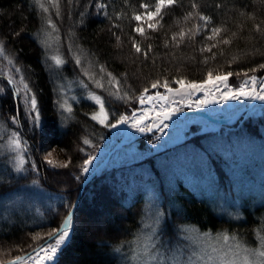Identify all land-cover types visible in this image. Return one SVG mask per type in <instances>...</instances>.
I'll return each instance as SVG.
<instances>
[{"label": "trees", "instance_id": "1", "mask_svg": "<svg viewBox=\"0 0 264 264\" xmlns=\"http://www.w3.org/2000/svg\"><path fill=\"white\" fill-rule=\"evenodd\" d=\"M101 3L106 7L101 9ZM157 3L0 0V43L5 49L0 54V201L15 200L12 212L0 216V252L20 249L2 262L47 240L72 209L83 181L61 188L54 179L63 169L85 163L110 135L111 126L92 118L99 109L96 96L102 98L111 125L138 108L140 91L154 82L178 86V79L203 82L209 72L213 78L231 72L230 82L238 85L248 76L264 74V0H176L160 9L154 26H145L143 34L136 31L140 23L135 17L154 11ZM213 29L220 31L214 35ZM31 96L39 121L33 119ZM262 126L264 112L228 134L259 137ZM192 127L194 135L180 146L96 174L75 210L72 236L52 264H130L134 242L148 228L170 242L182 243V229L193 227L229 236L250 250L264 249V202L244 195L234 217L230 206L222 204L233 185L218 183L209 192L204 184L205 191L195 190L186 179L188 169L179 167L185 162L178 155V164L171 159L177 148L199 147L206 160L212 159L207 167L217 181L230 179L232 168L222 165L226 157L204 148V136L219 131ZM14 133L22 142L17 151L10 144ZM85 139L90 143L84 144ZM46 146L53 149V159L44 155ZM219 193L225 194L220 205L213 197ZM84 212L93 216V224L82 218ZM41 231V238L31 242Z\"/></svg>", "mask_w": 264, "mask_h": 264}, {"label": "rangeland", "instance_id": "2", "mask_svg": "<svg viewBox=\"0 0 264 264\" xmlns=\"http://www.w3.org/2000/svg\"><path fill=\"white\" fill-rule=\"evenodd\" d=\"M149 12L152 11H148L139 15L141 16V19L139 20L140 23L139 28H142L143 30L145 26L148 27L150 24L154 26L155 24L154 19L160 13L159 11V13L156 16L150 17L148 15ZM3 61L6 62L5 59H3ZM250 77H256V83L254 86H256L257 88L259 79L262 76L256 74L244 78L242 81H240L238 85H234L233 83H231L230 79L228 78V84L236 88L245 85V83L252 85L251 80L249 79ZM197 83H201V82H197ZM262 86H264V79L261 85L257 89L259 90L260 87ZM158 87L161 88H157V90L155 91H150L151 89H153L152 86L149 88H142L138 96L139 103H140V97L142 95H145V89L148 90L146 95L148 97L153 96L154 100L146 99L144 102L145 105L143 106L138 104V108L134 109L132 113L128 116L129 122L133 121L132 117L134 116L140 117L142 114L145 113L148 114L147 117L148 116L154 117L157 113L161 112L165 108H169V109L179 108L181 110L194 109L196 108L194 106L195 102L201 100L199 91L193 92L192 95L189 97L186 94L183 96L173 95L172 93L168 92L164 87L162 86H158ZM169 87L175 89V88H180V85L178 86L169 85ZM208 88H211V86L209 85ZM158 93L164 94L169 98L166 100H162L157 95ZM96 98L99 105V109L95 116H97L98 119L100 120L104 118L103 113H101V104H103L104 113H105V107L102 98L99 96H96ZM189 104H193V106L189 107L188 106ZM262 112H264V103H260L252 110L242 114L239 120L235 124L226 126V128L223 131L221 130V128L225 125L220 126L217 130H214L213 128L211 129L210 124L212 122L202 116H199L197 122L190 126L188 125L187 121L189 119L194 120L195 116H188L185 118L179 117L177 120L173 122V124H168L166 125V127L164 126L158 131L146 135L145 138L146 137L147 138L144 139L145 142L143 143H141L142 141H138L136 143L131 142L129 145L134 146L136 149L130 155L123 157V159L121 158L116 164L110 163L108 165H105V168L101 169L98 172V174L102 172L104 169L115 167L114 165L116 166L120 165L121 162H126L127 164H130L131 162L140 161L150 157L151 155L157 153V151L161 150L165 146L160 144L161 140L164 137H167L169 139L171 133H173L174 136H178L181 132H184L188 140L195 133L192 126L198 127L196 130L198 131L200 130L201 132H203L202 131L203 129H208L206 131H210V130L219 131L215 135L204 136L203 138L204 148L213 156H217L220 154L226 157L228 161L224 162V164L222 163V165L226 164V166L232 168V172H230L229 175L230 176L229 180L222 179V182H219V180L217 181L216 176L211 174L210 169L207 167L210 166V164L212 163L211 161L212 159L206 160L207 156L205 155L204 150L201 149L199 150V147L198 150L193 147L184 148L186 146L177 148L175 150L176 151L175 154L172 155L171 159L176 164H178L179 161L175 158V156L178 155L179 156L178 158L181 157V160L185 162L184 164H181L179 167L188 169V172L185 173L186 179L195 190L197 189L199 191H205L204 184L208 186L209 192H210V187L215 188L217 187L218 183L226 184L227 188L233 185L231 189H228L229 191L226 193L228 197L225 198V200L221 199L225 195V194L223 195V193L215 194L213 195V197L218 200L219 205L223 200L222 204L224 208L230 206L228 211L231 213V215H234V217L239 216L238 206L243 200V198H245L244 195H248L250 197L252 196L253 197V198L251 197L252 201L256 202V198H257L260 202H264V199H262L264 198V126L260 128V130L263 132V136H259V137L247 132H239L240 130L244 129V126L239 129L238 136L237 135L231 136L230 134H228V132L235 131V129H238L240 126L243 125L244 122L250 119H256L262 114ZM174 114H176V116L179 115L177 112ZM153 122H156V120H153L152 123ZM179 123H181V125H179ZM127 124H117V127L115 128L111 127L110 135L107 136L105 142L92 155L95 157V160L98 157L101 159L105 158L108 154V151L110 149L109 147H111V144L114 147L117 141H119L123 137L125 138L127 137L126 133L123 131L124 126ZM149 124L151 123L147 122L146 124L143 125L145 129L147 127L146 125ZM135 129L133 130L134 134L136 133ZM138 132L139 131H137V133ZM53 152L54 151L53 149H51L50 146H46L44 155H46L49 159H51L53 156L52 154ZM117 154H118V150L113 154V156H111V158L112 159L114 157L116 158ZM239 156H243V158H237ZM95 160H93L92 165H87V167L89 168V171L87 173L83 171V167L85 166V163L73 167L72 169H63L62 172L54 179V184L57 187H61V188H68L72 186L81 185V182L87 179L88 176H90L92 171L95 169L96 166ZM258 193H260L262 198H259L257 196ZM207 197L212 199L211 194L210 195L207 194ZM14 206H15V200L12 198H6L0 201V216L6 217L7 215H9L12 212ZM87 214L88 212H84L85 216L83 215L82 218L83 219L86 218V222H88L89 224H93L92 222V220H94L92 218L93 216L89 217V215L87 216ZM101 216L102 219L106 218V214L104 213H102ZM73 227H74V223H73ZM145 230L146 228H144L143 231ZM42 232L43 231L36 232L32 236L31 242L36 243L43 235ZM179 239L182 240V243L176 241L170 242L173 239L162 238L156 230L152 228H148L144 232V234L140 235L138 239L134 242L133 252L131 253V258H130L131 259L130 264H245V257H247V260L251 261L252 264H258L259 257L255 253H258L260 250H264L262 248H258L256 251H253L247 249L245 246H242L241 244L239 245L236 242L231 241L229 236L226 235L217 236L213 233L200 232L194 229L193 227H186V228L184 227L179 234ZM54 243L55 240L51 242V244ZM16 251H8V250L1 251L0 264L5 263L2 262L3 260L14 257L13 255L16 254L15 253ZM60 252L61 251L58 250L57 252L58 256ZM36 255L37 254L33 255L32 257H36ZM58 256L50 261H38L37 264H40L41 262H47V264H52L55 262ZM25 260L27 261V264H33V260H28L27 258H25ZM17 264H19V262Z\"/></svg>", "mask_w": 264, "mask_h": 264}, {"label": "snow or ice", "instance_id": "3", "mask_svg": "<svg viewBox=\"0 0 264 264\" xmlns=\"http://www.w3.org/2000/svg\"><path fill=\"white\" fill-rule=\"evenodd\" d=\"M176 3V0H158V3L155 7V10L152 12H149L148 15L151 16H156L160 9L164 6H171L173 4ZM41 7H43V5H41ZM99 7L101 9H103L104 7H106L105 4L101 3L99 5ZM143 8L147 9L149 7L148 4H144L142 5ZM193 7L195 8L196 5L193 4ZM136 20H140L141 16L137 15L135 17ZM200 19L202 20H207V17H203L201 16ZM49 23H51V21H49ZM54 27V25H53ZM149 27H152V25L150 24ZM256 30L259 31L260 27L259 25L256 26ZM136 31L140 32L141 34H143V29L142 28H137ZM220 29H213V34H217L219 33ZM184 34L181 32L180 36L182 37ZM173 39H176L175 36H173ZM224 43H228L227 40L224 41ZM136 47V51L137 52H141V48L137 45ZM4 45L2 43H0V54H3L4 52ZM210 51V49H209ZM143 55H147V52H143ZM57 63H61V61L59 59H57ZM260 68L264 69V64L260 65ZM232 75L231 72H228L224 75H217L215 76V78H213V75L211 72H209L207 74V79L204 80L201 83H197V82H188L187 84H185V81L182 79H178L176 80V84L180 85V88H171L169 87V85L167 84V82H164L162 85L159 82H154L152 84V88H157L158 86H162L164 87L168 92L172 93L173 95H179V96H183V95H188L189 97L192 95L193 92L196 91H208V96L211 97L212 96V92L208 90V86L210 85L212 88H214L216 91H219L221 94V97L223 98V100H236V99H240V98H249V99H258V100H264V91H257L254 87L255 83H256V77H250L249 79L251 80V83L253 85V87L251 89L248 88L247 83H245L244 87H240L239 89L233 90L231 92H224L221 91V85H223L224 88H227V80L228 78ZM245 75H247V73H245ZM26 91H30L29 89H27V86H25ZM147 89H145V95H142L140 97V103L143 104L145 102L146 99H152L151 97H148L146 95L147 93ZM159 96L160 99L162 100H166L169 97L164 96L162 94H157ZM29 102L30 105L32 107L33 110V119L35 121H39L40 119V113L39 110L37 108V101L35 99V96H31L29 98ZM216 102H222V101H216L215 99H204V100H200L198 102H195L194 106L196 108H202L205 107L207 104L209 103H216ZM189 107H192L193 104H189ZM181 109L179 108H165L163 109L161 112L156 114L155 120L156 123L153 125L154 127L159 128L160 125L163 123L164 120H168L171 119L172 115L178 111H180ZM101 113H103L104 118L100 119L99 122L105 124V126H111L113 128L117 127V124H127L129 122V117L128 116H120L117 123L114 124H107V113H104V108H103V104H101ZM148 114H142L140 117H132L133 119V124L132 126L134 128L137 129V131L139 132H144L146 129L144 126H141L142 124H144L145 119L147 118ZM93 119H98L97 116H93ZM15 119V118H14ZM166 127V125H165ZM148 131H152V127H147ZM84 144H89L90 141L85 139ZM21 141L17 138V134H13L12 139L10 140V144L13 146V150L17 151L20 150L21 148ZM93 160H95L94 156H90L88 159L85 160V166L83 167V171L85 173H87L89 171V168L87 167V165H91ZM49 164H52L53 162L51 160L47 161ZM23 163V158L20 157L19 158V164ZM19 164L17 165V171H21L22 169L20 168ZM64 167H67L68 165L65 164L63 165ZM35 183V182H34ZM70 225H71V217L69 216L68 218H66L63 222V226L61 228L55 229L52 232H50L48 234V238L51 239L53 236L56 237L55 239V243L54 244H48L46 247L45 246H39V252L37 253L36 257H32V256H28L27 259L28 260H33V264H37L38 261H50L53 260L58 252V250L60 249L61 245H63L66 240L69 237V229H70ZM33 251H36V249H33ZM247 251V250H246ZM254 251V250H253ZM42 254V255H41ZM258 257H259V261L258 264H264V250H260L258 253H255ZM16 262H19V264H27V261L25 260L24 257H16L15 261L12 262V264H16ZM245 264H252L251 261L247 260V257H245Z\"/></svg>", "mask_w": 264, "mask_h": 264}, {"label": "water", "instance_id": "4", "mask_svg": "<svg viewBox=\"0 0 264 264\" xmlns=\"http://www.w3.org/2000/svg\"><path fill=\"white\" fill-rule=\"evenodd\" d=\"M264 79V74L262 75V77L259 79V83L257 84V88L261 85L262 81ZM228 84V80L226 82ZM208 99H211L209 97H206ZM205 98V99H206ZM216 101H222V102H225L223 101V98L222 97H213ZM222 102H216V103H209L207 104L205 107H203L202 110L200 109H197V108H194V109H183V110H180L178 112L180 113H185V116H195V119L194 120H188V124L189 125H192L194 123L197 122V119L199 118V116H202L208 120H210L212 123L210 124V128L214 129V130H217L220 126L222 125H231V124H235L239 118L241 117L242 114H244L245 112L247 111H250L253 107H255L256 103H252L249 107L247 108H243L241 109L238 113H236V115L234 117H228V118H221V117H218V116H221L223 114V109L221 108V105H222ZM226 104H228V106L230 108L233 107V103H232V100H226ZM139 105L143 106L145 105V103L141 104L139 103ZM215 106H218L217 109H214ZM213 108V111H209V109H212ZM155 118V117H154ZM148 120H153V116H148L145 121H144V124H146V122ZM165 121H163V123L160 125L159 128L157 127H152V131H148L147 129L144 131V132H138L137 133V129H135L136 133L133 135V138L130 142H128V144H130L131 142H138L141 138L145 137L146 135L148 134H152L156 131H158L159 129L163 128L165 126ZM142 124V125H144ZM141 125V126H142ZM179 125H181V123H179ZM206 130L208 129H203L202 131L205 132ZM187 137H186V134L184 132H181L178 136H173L172 138L168 139V142L167 144L159 151H164L170 147H175V146H178V145H181L183 144L185 141H186ZM126 145V141H125V137H123L120 141H118L115 145L114 148H112L107 156L105 157L104 161H103V164L99 167V168H95L92 173L90 174V176H95L99 171L100 169L104 166L107 162L110 161L111 159V156H113V154L115 153V151L117 149H119L120 147ZM157 151V152H159ZM105 168V167H104ZM90 179L86 180L85 182L82 183V189L80 190L79 192V195L70 211V213L68 214V216L66 218H68L69 216L71 217V225H70V229H69V237L68 239L66 240V242L60 247L59 251H61L63 249V247L69 242L71 236H72V233H73V223H74V214H75V210L80 202V199H81V196H82V192H83V189L85 187V185L87 184V182L89 181ZM65 218V219H66ZM63 226V223L61 225V227ZM60 227V228H61ZM56 237L53 236L51 239H47L46 241H44L42 244H40L39 246H47L48 244H51V242L53 240H55ZM39 246L36 247V251H31L27 254H24L20 257H24V258H27L28 256H33L35 254H37L39 252ZM58 256V254H56L55 258ZM15 261V259L13 260H10L8 262H5V263H2V264H12V262ZM18 262H16L17 264ZM40 264H47V262H41Z\"/></svg>", "mask_w": 264, "mask_h": 264}, {"label": "bare ground", "instance_id": "5", "mask_svg": "<svg viewBox=\"0 0 264 264\" xmlns=\"http://www.w3.org/2000/svg\"><path fill=\"white\" fill-rule=\"evenodd\" d=\"M228 85V87L227 88H224L223 87V85H221V91H226V92H231V91H233V90H236V89H239L240 87H244L245 85H242V86H240V87H234V86H231V85H229V84H227ZM248 85V88L249 89H251L252 88V85H249V84H247ZM255 87V89L257 90V91H264V86H262V87H260V89L258 90L257 88H256V86H254ZM208 90L209 91H211L212 92V96L211 97H209L208 96V91H199V94H200V98H201V100H204L206 97H209V98H211V99H214L213 97H221V95H220V92L219 91H216L214 88H208ZM162 95H164V94H162ZM165 96V95H164ZM151 98H152V100H154V97L153 96H151ZM223 101H225V100H223ZM256 103V105H255V107L258 105V104H260V103H264V100H258V99H249V98H240V99H236V100H232V103H233V107L232 108H230L229 106H228V104H226L225 102H222V105H221V108L223 109V114L221 115V116H218V117H221V118H228V117H234L235 115H236V113H238L241 109H243V108H247V107H249L252 103ZM218 108V106H215V108L214 109H217ZM254 108V107H253ZM252 108V109H253ZM197 109H200V108H197ZM203 109V107L200 109V110H202ZM251 109V110H252ZM161 111V110H160ZM209 111H213V108L212 109H209ZM179 115H177L176 116V114H173L172 115V117H171V119H168V120H166L165 121V125H168V124H173V122L175 121V120H177L179 117H183V118H185V113H180V112H177ZM155 117H156V115H155ZM153 120H155V118L153 117ZM153 120H148L147 122H149V123H151V124H149V125H146L147 127H154L153 125L156 123V122H153L152 123V121ZM146 122V123H147ZM132 124H133V121H131V122H129L127 125H125L124 126V132L126 133V138H125V141H126V145H124V146H122V147H120L119 149H117L118 150V154H117V156H116V158L114 157L113 159L111 158V161L110 162H107L105 165H108V164H110V163H112V164H116L121 158L123 159V157H125V156H128V155H130L136 148L134 147V146H131V145H129L128 144V142H130L131 140H132V138H133V135H134V133H133V130L135 129L133 126H132ZM143 126V125H142ZM186 126V125H185ZM147 127H146V129H147ZM174 136V134L173 133H171L170 134V136H169V139L170 138H172ZM128 139H130V140H128ZM121 140V139H120ZM119 140V141H120ZM167 140H168V138L167 137H164V138H162V140H161V145H166L167 144ZM187 140V139H186ZM118 142V141H117ZM116 142V143H117ZM137 145V144H136ZM115 147V146H114ZM113 147V145L111 144V147H109L110 149H109V151L112 149V148H114ZM116 150V151H117ZM108 151V152H109ZM115 151V152H116ZM103 158V157H102ZM104 159L105 158H103V159H101V158H96V166H95V168H99L102 164H103V161H104ZM92 165V164H91ZM105 165L104 166H102L103 168L105 167ZM114 166H116V165H114ZM102 169V168H101ZM100 169V170H101ZM94 177V176H93ZM92 176H88V178L87 179H85L83 182H85L86 180H88V179H92L93 178ZM89 180V181H90ZM88 181V182H89ZM82 182V183H83ZM88 182H87V184H88ZM86 184V185H87ZM86 185H85V187H86ZM85 187H84V189H85ZM81 189H82V185H81ZM80 189V190H81ZM84 189H83V191H84ZM82 194H83V192H82Z\"/></svg>", "mask_w": 264, "mask_h": 264}]
</instances>
